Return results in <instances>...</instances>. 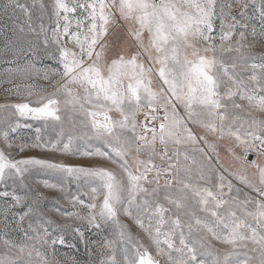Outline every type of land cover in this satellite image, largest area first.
Returning <instances> with one entry per match:
<instances>
[{
    "label": "snow or ice",
    "instance_id": "snow-or-ice-1",
    "mask_svg": "<svg viewBox=\"0 0 264 264\" xmlns=\"http://www.w3.org/2000/svg\"><path fill=\"white\" fill-rule=\"evenodd\" d=\"M2 7L25 16L6 45L23 63L13 61L3 82L12 85L7 93L28 102L0 109L61 125L69 113L71 127L82 131L65 137L61 127L50 139L37 127L31 143L14 145L10 134L32 125L0 118L6 125L0 128V264H57L56 245L65 240L53 232L72 227L46 218L39 194L8 190L9 181L26 188L33 171L56 177L44 186L61 193L77 186L69 203L79 211H56L109 234L98 242V264H264V115H255L264 114V55L256 57L248 39L264 40V0H52L51 27H34L19 0ZM39 7L43 21L47 9ZM250 7L259 11V29L250 23ZM118 20L128 25L134 52L113 51L110 30ZM44 59L55 67L38 68ZM37 78L45 83H16ZM14 146L52 156L16 159L5 151ZM221 147L238 169L225 166ZM56 154L97 163H67ZM81 187L90 189L87 202ZM121 215L134 220L162 259L128 232Z\"/></svg>",
    "mask_w": 264,
    "mask_h": 264
},
{
    "label": "rangeland",
    "instance_id": "rangeland-1",
    "mask_svg": "<svg viewBox=\"0 0 264 264\" xmlns=\"http://www.w3.org/2000/svg\"><path fill=\"white\" fill-rule=\"evenodd\" d=\"M7 0H0V105H6V104H15L20 102H28L27 99L23 97L16 96L12 93H7L5 89H10L12 87L11 84L4 83V73L5 70L8 68H14L17 65L13 63V61L18 60L20 64L23 63L22 57H17L16 54L13 51H9L6 48V45L12 40L15 39L14 35V27L15 24L22 23L25 19V16L22 12H20L19 9L15 10V15L13 16L12 9H9L7 13H5L2 5L6 3ZM20 3L26 4L30 11L32 12L33 17V26L36 27L39 23L43 22L46 26H54L51 25L49 22V16L51 13L50 5L52 0H35V7H33L34 0H19ZM40 3H43L45 5V8L47 11L44 13L43 21L39 19L41 15L40 10ZM259 3V0H257V4ZM235 14V12H234ZM248 15L253 17L251 20V24L255 25L257 29L260 28V20H259V11H255L252 7L248 10ZM11 17V18H10ZM127 29L128 25H125L123 21H117L115 25H113L112 29L110 30V39L113 43H116L118 47L114 49L113 51H118L120 48H123V51L125 54H128L130 52H134L136 50L135 43L130 38H128L127 35ZM249 42L255 43V47L252 49L253 53L256 57H260L264 55V40H261L257 38L255 41H253V38L249 36ZM143 59L147 63V57L144 56ZM249 63H252L253 61L249 60ZM255 62H259L257 59ZM46 65H52L55 67L53 62L51 60L44 59L41 63L39 60L37 61V67L41 68ZM244 75H248L245 74ZM36 83L38 85L44 84L45 82L42 79H35L34 81H21L19 79L16 80V83ZM51 89H49L50 91ZM30 99H35V97H32ZM11 111H14V109H9L5 111L4 109H0V118H3L5 116H8V120L11 123H16L17 121L21 124H31V128H25L21 127L17 130L16 133H11V137L15 144L20 143H31L32 140L35 138V129L37 127L41 128V134L44 138H50L55 139L56 133L60 131L61 127L64 129L65 137L69 132L76 134L79 131H82L80 128H73L71 127V124L68 120L69 113H63L62 119L64 120L63 125H61L59 122H53L49 121L47 124L43 121H33L28 118H22L17 116H11L9 113ZM257 117H261L264 114L256 113ZM139 120L144 121L139 118ZM6 127L5 124H0V128ZM3 141L2 138H0V148H3ZM6 152H9L13 158L19 159L22 156L26 155H37L44 158H51L52 154H47L42 152L39 149H29L26 150L24 153H19L18 148L15 146L11 149H5ZM58 160H63L67 163L72 164H95L97 161L95 160H88L87 158L82 157H65L60 156L59 154H56L55 156ZM229 158V157H227ZM107 167H113L114 165L111 164H105ZM238 165H236L237 167ZM239 168V166H238ZM118 171V169H117ZM229 179H232V182L235 186H237V183L234 181L232 177H229ZM44 181H48L49 183H55L57 182V178L43 173V172H37L33 171L26 175L24 184L27 186L22 187L19 182H17L15 185L12 184L11 181L8 182L9 187L8 190L11 191L12 188H15V191L19 195H24L25 192H28V195L36 199L38 198V194L42 196L43 198L40 200V208L43 211L46 218L51 219L55 222V225H72V227H65L60 228L56 227L55 231L53 232L54 236L62 235L65 244L64 245H56V256L55 259L57 261V264H98V254H97V246L98 242L102 239L103 236L109 235L107 232H99L98 230L91 228L87 225L84 221H77V220H65L63 217L60 216V214L56 211V209H60L61 212L63 211H79V209H74L72 205L69 203V199L71 195L77 194V186L75 184L66 185V191L64 193L59 192L56 189L48 188L44 186ZM4 186L0 185V192L4 191ZM90 192V189L88 187H81L80 193H81V199H84L86 202L88 201L89 197L87 193ZM162 195V194H161ZM11 201L9 200V203ZM4 200L3 198H0V205H3ZM17 211L21 209H16ZM82 215L86 214L85 212H81ZM183 220H186L187 217H181ZM9 220H11V217H9ZM120 220L123 224L127 225V230L130 234H132L137 239H140L147 247H149V251L152 253L154 258L156 259H162L160 257L155 256V249L151 246L150 242L148 241L146 235L141 231V229L136 225L134 220L127 216H120ZM3 217L0 216V229L3 228ZM27 225V221H25V226ZM54 225V227H55ZM78 227L80 229V233H77L74 229ZM51 231V229H50ZM213 245L218 248L222 249L224 246L219 244L216 241H212ZM254 255V254H251ZM117 259L122 260V256L120 252H117Z\"/></svg>",
    "mask_w": 264,
    "mask_h": 264
},
{
    "label": "crops",
    "instance_id": "crops-1",
    "mask_svg": "<svg viewBox=\"0 0 264 264\" xmlns=\"http://www.w3.org/2000/svg\"><path fill=\"white\" fill-rule=\"evenodd\" d=\"M245 74H249V73H245ZM241 115H244V113H241ZM255 115L257 116L256 113H255ZM194 131L199 132L200 130L194 128ZM200 146L203 147V144H201ZM190 147L191 146H189V150H190ZM221 158H222V160H223V162H224L226 167H230V168H232L234 170L238 169L239 165L236 162L232 161L230 158H227V156L224 153L222 147H221ZM254 158H255V154L254 153L249 155V159H254ZM236 165H238V166L236 167ZM248 175H249L250 178L252 177V171L251 170L248 172ZM234 181L237 183L236 187L240 188L242 190V192H249L251 195H255V193H251L250 190L248 188H246L245 185L241 184L238 180L234 179Z\"/></svg>",
    "mask_w": 264,
    "mask_h": 264
},
{
    "label": "built area",
    "instance_id": "built-area-1",
    "mask_svg": "<svg viewBox=\"0 0 264 264\" xmlns=\"http://www.w3.org/2000/svg\"><path fill=\"white\" fill-rule=\"evenodd\" d=\"M139 118L143 120L144 116L141 114ZM157 147L159 148V145H157ZM161 184H163V180H161Z\"/></svg>",
    "mask_w": 264,
    "mask_h": 264
}]
</instances>
